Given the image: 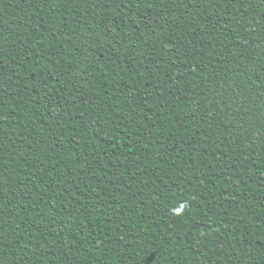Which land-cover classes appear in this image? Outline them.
Listing matches in <instances>:
<instances>
[{
  "label": "trees",
  "instance_id": "obj_1",
  "mask_svg": "<svg viewBox=\"0 0 264 264\" xmlns=\"http://www.w3.org/2000/svg\"><path fill=\"white\" fill-rule=\"evenodd\" d=\"M0 264H264V0H0Z\"/></svg>",
  "mask_w": 264,
  "mask_h": 264
}]
</instances>
